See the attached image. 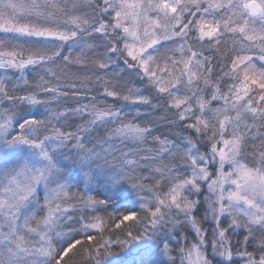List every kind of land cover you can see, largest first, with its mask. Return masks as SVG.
Wrapping results in <instances>:
<instances>
[{
    "label": "snow or ice",
    "instance_id": "1",
    "mask_svg": "<svg viewBox=\"0 0 264 264\" xmlns=\"http://www.w3.org/2000/svg\"><path fill=\"white\" fill-rule=\"evenodd\" d=\"M0 264H264V0H0Z\"/></svg>",
    "mask_w": 264,
    "mask_h": 264
}]
</instances>
